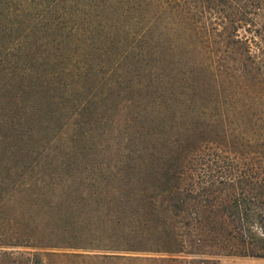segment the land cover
<instances>
[{"label": "trees", "instance_id": "16d2710c", "mask_svg": "<svg viewBox=\"0 0 264 264\" xmlns=\"http://www.w3.org/2000/svg\"><path fill=\"white\" fill-rule=\"evenodd\" d=\"M221 255L264 258V0H0V264Z\"/></svg>", "mask_w": 264, "mask_h": 264}, {"label": "rangeland", "instance_id": "374dc122", "mask_svg": "<svg viewBox=\"0 0 264 264\" xmlns=\"http://www.w3.org/2000/svg\"><path fill=\"white\" fill-rule=\"evenodd\" d=\"M119 90H121V84H119ZM149 97V96H147ZM121 98V95H120ZM119 98V99H120ZM136 103L138 104L139 101H141V96L140 98H135ZM118 110V109H117ZM118 115L117 118H119L120 126H121V111L118 110ZM117 113V114H118ZM171 115H174L173 113ZM179 113H177V116ZM166 120V118H164ZM182 122V120H179V124ZM114 126V131L113 136H111L112 139L105 138L104 141L109 145L108 151L104 155H102V158H114V159H121V127ZM151 142L153 141L150 139ZM151 144V143H150ZM149 144V145H150ZM134 145V144H133ZM42 144H34V142H31V144L27 147L34 148V150H39ZM62 148H57V152H61ZM148 154V153H144ZM118 170V169H117ZM217 261L214 264H264V258H258V257H242V256H234V255H221L217 256L215 258Z\"/></svg>", "mask_w": 264, "mask_h": 264}]
</instances>
